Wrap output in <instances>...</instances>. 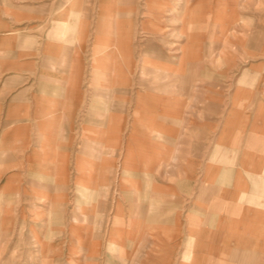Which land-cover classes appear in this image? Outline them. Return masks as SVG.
I'll return each instance as SVG.
<instances>
[{
  "label": "crops",
  "instance_id": "obj_1",
  "mask_svg": "<svg viewBox=\"0 0 264 264\" xmlns=\"http://www.w3.org/2000/svg\"><path fill=\"white\" fill-rule=\"evenodd\" d=\"M107 2H102L100 10H106L109 15L115 6ZM142 4L148 11L151 33L158 36V43H150L143 53L142 63L156 65L155 69L167 77L181 68L174 69L175 60L166 55L164 44L171 43L175 48L176 42L189 43L190 40H170L165 35L175 31L185 33L191 14L202 9L215 11L216 22L229 20L223 28L226 33L217 41L242 43L249 53L248 58L264 59L261 48L264 32L254 26L239 30L236 24L240 10L254 5L259 12L257 17L260 15L262 20L258 26L264 27V0H196L194 3L191 0H147L145 3L120 0L118 5L136 11ZM79 11V0H0V220H5V224L0 223V236L14 233L16 198L20 201L18 197L28 192L30 182L39 186V190L45 188L50 172L73 169L76 162L77 153L71 147L72 125L78 121L80 107L86 102L82 94L87 65L82 53L87 48L79 39L84 37V27L89 26L88 21L86 25L83 20L80 22ZM223 11H230V15L223 16ZM252 19L255 20L247 17L248 25H252ZM179 20L181 27L171 23ZM100 35V32L96 35L98 41ZM127 39L124 36L118 43V53L124 63ZM100 49L99 45L95 46L94 53L99 54ZM113 53L106 50L96 58L100 68L106 66L104 76L109 75L108 61ZM179 53L176 50L171 54ZM188 56L184 52L182 59ZM233 57L238 55L231 53ZM252 65L242 72L236 83L225 87L233 92L224 118L221 94H215V99L210 101L198 94L178 101L167 97L166 101L159 102L158 97L150 93L147 94L149 101L138 102L143 103L142 114L154 121L160 120V114L172 117L174 136L188 132L190 137H195L190 139L192 142L183 139V146L178 141L176 145L173 139V182L165 185L169 194L167 213L153 210L155 206L161 208V192L159 188L151 192L152 211L147 217L154 222L165 213L171 225L167 256L158 257V264H164L165 260L167 264H264V61ZM125 74L119 69L120 79L115 83L118 90L125 89ZM87 84L86 88L93 90L92 84ZM195 86L199 92L211 90L207 84ZM172 89H175L174 84L164 88ZM94 103L96 101L87 99V105L94 106ZM141 109L136 107L138 113ZM158 120L151 126V149L146 151L132 141L125 152L123 171L129 166V174L132 160L138 161L135 157L127 163L130 153H143L146 168L154 169L155 156L159 153L155 147L159 146L160 132L166 130L158 125ZM200 123H220L212 153L216 160L208 182H197L195 170L192 171L196 165L200 166L207 148V129ZM138 130L139 126H134L131 136ZM112 131L110 137L114 138V126ZM235 154L237 159L242 158L240 162L236 159L237 165H230L229 161H233L229 156ZM186 155L188 157H181ZM30 172H33L32 179ZM120 182L125 195L122 175Z\"/></svg>",
  "mask_w": 264,
  "mask_h": 264
},
{
  "label": "rangeland",
  "instance_id": "obj_2",
  "mask_svg": "<svg viewBox=\"0 0 264 264\" xmlns=\"http://www.w3.org/2000/svg\"><path fill=\"white\" fill-rule=\"evenodd\" d=\"M103 1L79 0V20H83L85 25L88 21L89 26L84 27V37L79 39V43L87 48V51L82 52L87 65L82 94L86 102L80 107L78 121L72 125L71 147L77 153L76 165L74 163L73 169L50 172L46 187L40 190L39 186H33L34 182H30L28 192L18 197L20 201L16 198L14 233L0 236V246L3 247L0 251V264H158V257L167 256L171 225L165 213L154 222L147 217L152 211L151 192L153 188L155 191L159 188L161 192V208L155 206L153 210L166 212L169 194L165 185L173 182V139L177 145V141L180 144L183 139L192 142L190 139L195 137H190L188 132L187 135L180 133L174 136L172 117L160 114V120L154 121L150 116L142 114L143 103L138 102L149 101L147 94L150 93L158 97L159 102L166 101L167 97L170 101H178L198 94L210 101L215 99V94H221L224 118L232 103L230 96L233 92L225 87L236 83L247 67L264 61L248 58L249 53L242 43L217 41L220 35L226 33L223 28L229 20L225 18L216 22L215 11L202 9L201 12L191 14L185 33L175 31L165 35L170 40H190L189 43L176 42L175 48L171 43L164 44L166 55L175 60L174 69L181 68L167 77L161 70L155 69L156 65L142 63L143 53L149 44L158 43V36L151 33L147 22L149 16L145 5L142 4L135 11L120 7V0H107V3L113 4L112 7L115 6V10H110L111 13L106 15V10H100ZM146 1L143 0V3ZM194 2L196 0H191V3ZM222 13L223 16L230 15V11ZM239 13L240 20L236 23L239 24V30L254 26V29L264 32V27L258 26L262 20L260 15L257 17L259 12L256 6L245 7ZM249 16L255 18L251 20L252 25L247 23ZM171 23L179 27L182 25L180 20ZM98 32L101 34L99 41L96 39ZM124 36L128 38L125 63L118 53V43ZM98 45L101 52L95 54L94 49ZM261 48L264 50V43ZM106 50L114 53L108 61L109 75L104 76L106 66L100 68L96 58L99 59ZM176 50L180 53L171 54ZM184 52L189 56L183 60ZM231 53L238 57L231 58ZM119 69L126 73V85L122 90H118L115 84L120 79ZM87 83L92 84L93 90L86 88L89 86ZM199 83L209 85L211 90L199 92L195 89ZM168 84H174L175 89L164 90ZM215 86L219 89L215 90ZM175 94L177 96L173 97ZM87 99L96 101L94 106L87 105ZM136 107L139 111L141 109V113L137 112ZM139 118L142 121L138 122ZM157 120L158 125L166 130L160 132L159 146L155 147L159 153L155 156L157 162H154V169L146 168L147 160L143 153H130L126 162L135 157L138 161L132 160V169L128 174L129 166L123 171L127 148L135 141L139 147L150 150L151 126ZM200 124H204L207 129V148L201 156L200 166L196 165L192 171L195 170L197 182H208L216 160L212 153L216 134L220 132V123ZM136 125L139 130L131 136ZM113 126L116 129L114 138L110 137L114 133ZM61 140L58 139L59 143ZM241 158L238 156V162ZM229 159L233 161H229L230 165H237L236 154L229 156ZM121 175L122 182L128 178L125 182V195L120 187ZM33 177V172H30V178ZM160 184L164 186L160 187ZM154 198L157 200V195ZM141 212L144 213L141 215ZM1 222L5 224V220ZM164 262L167 264V260Z\"/></svg>",
  "mask_w": 264,
  "mask_h": 264
}]
</instances>
